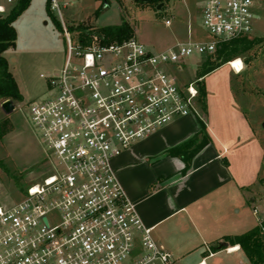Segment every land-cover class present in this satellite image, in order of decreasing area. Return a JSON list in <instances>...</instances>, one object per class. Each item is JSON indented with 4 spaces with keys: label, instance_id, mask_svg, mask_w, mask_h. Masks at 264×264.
<instances>
[{
    "label": "built area",
    "instance_id": "built-area-1",
    "mask_svg": "<svg viewBox=\"0 0 264 264\" xmlns=\"http://www.w3.org/2000/svg\"><path fill=\"white\" fill-rule=\"evenodd\" d=\"M51 8L61 14L60 0ZM258 19L254 0H206L202 24L210 38L155 50L135 36L75 45L61 15L64 64L58 74L42 75L48 95L22 106L52 171L18 202L0 205V264H172L114 160L138 140L198 113L197 80L180 83L175 71L190 56L213 54L219 42L253 34Z\"/></svg>",
    "mask_w": 264,
    "mask_h": 264
},
{
    "label": "crops",
    "instance_id": "crops-1",
    "mask_svg": "<svg viewBox=\"0 0 264 264\" xmlns=\"http://www.w3.org/2000/svg\"><path fill=\"white\" fill-rule=\"evenodd\" d=\"M220 71L224 77L214 79ZM231 72L224 64L204 77L205 109L198 102V113L171 122L114 160L143 222L172 253V264H247L240 245L224 244V237L258 225L254 209L264 219V143L237 100ZM201 121L210 141L183 172L185 161L169 150L198 134L189 150L199 143Z\"/></svg>",
    "mask_w": 264,
    "mask_h": 264
},
{
    "label": "rangeland",
    "instance_id": "rangeland-1",
    "mask_svg": "<svg viewBox=\"0 0 264 264\" xmlns=\"http://www.w3.org/2000/svg\"><path fill=\"white\" fill-rule=\"evenodd\" d=\"M68 1L64 5V0H60L61 14L58 10L50 14L47 0H31L28 8L14 22L16 46L4 53L23 97L22 101H14L16 108L10 114L4 112L0 100V121L9 119L11 123L10 131L0 139V160L3 163L0 166V205L4 207L21 200L30 185L42 181L52 171L22 106L48 95V81L43 76L58 74L64 64L67 38L58 26V22L62 24L61 15L67 27L83 22L91 25L93 31L99 27L118 25L126 19L133 27L135 38L155 50L165 49L177 41L210 38L202 24V7L206 0H171L160 10L138 7L132 0H105L107 3L98 13L100 0ZM15 3L16 0H0L6 8L4 14ZM254 8L259 19L254 33L248 37L262 40L234 58L242 59L244 68L235 72L231 67V81L238 102L264 143V0H254ZM166 19L171 20L169 25L165 23ZM70 35L78 45L76 31H70ZM207 57H188L184 69L175 71L179 82H199V71ZM223 77V71L213 76L214 79Z\"/></svg>",
    "mask_w": 264,
    "mask_h": 264
},
{
    "label": "trees",
    "instance_id": "trees-1",
    "mask_svg": "<svg viewBox=\"0 0 264 264\" xmlns=\"http://www.w3.org/2000/svg\"><path fill=\"white\" fill-rule=\"evenodd\" d=\"M51 1L52 0H47V9L50 14L53 13ZM100 1L96 13L100 12V10L104 8L105 3H107L105 0ZM170 1L171 0H132V2L138 7L153 8L156 10H158L160 4H163L161 8L163 9V7ZM30 3L31 0H16L15 5L6 15L0 14V100L2 102L9 99L13 101L23 100L18 83L10 71L9 61L4 53L9 48L16 46L17 30L14 22L28 8ZM58 26L62 30L60 22H58ZM68 28L69 31H76L78 36L77 42L80 46L90 44L95 37L100 38L104 43H109L112 41H123L124 39L134 36L133 27L126 19L118 25L99 27L97 31H93L91 25L83 22L79 23L77 26L71 25ZM261 40L262 39L258 37L250 38L248 36H243L222 41L217 44L216 50L213 54L207 55L208 57L204 63H202L199 71V82L197 80V86L199 89L198 102L203 109L206 108L207 97L204 77L232 59L241 56L244 52L249 51ZM201 125L200 133L202 134V139L192 149L189 150V147L194 143L199 134L169 150L170 154L180 156L185 161L186 167L183 172H186L189 169L190 159L210 141L204 122L201 121ZM10 127L11 123L9 119L0 121V139L10 131ZM2 165L3 163L0 160V166ZM224 240L225 243L229 245H240V249L248 257L247 264H264V219L254 228L241 234L225 236Z\"/></svg>",
    "mask_w": 264,
    "mask_h": 264
},
{
    "label": "water",
    "instance_id": "water-1",
    "mask_svg": "<svg viewBox=\"0 0 264 264\" xmlns=\"http://www.w3.org/2000/svg\"><path fill=\"white\" fill-rule=\"evenodd\" d=\"M162 6H163V4H160L158 6V9L160 10ZM15 108H16V105H15L14 101L11 99L2 102V109L4 110V112L6 114L12 113L15 110ZM224 244H226V243H224Z\"/></svg>",
    "mask_w": 264,
    "mask_h": 264
},
{
    "label": "bare ground",
    "instance_id": "bare-ground-1",
    "mask_svg": "<svg viewBox=\"0 0 264 264\" xmlns=\"http://www.w3.org/2000/svg\"><path fill=\"white\" fill-rule=\"evenodd\" d=\"M229 65H230V67H233L234 70L239 71V72L243 69V63L239 59L232 60V64L230 63ZM237 248H238V246L233 248V249H237Z\"/></svg>",
    "mask_w": 264,
    "mask_h": 264
}]
</instances>
